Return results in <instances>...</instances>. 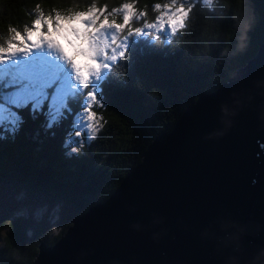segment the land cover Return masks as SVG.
Wrapping results in <instances>:
<instances>
[{
    "label": "trees",
    "instance_id": "obj_1",
    "mask_svg": "<svg viewBox=\"0 0 264 264\" xmlns=\"http://www.w3.org/2000/svg\"><path fill=\"white\" fill-rule=\"evenodd\" d=\"M129 0H0V45L7 28L30 23L37 4L45 12L109 9ZM165 0H138L149 13ZM190 8L186 28L166 47L139 38L99 85L105 126L85 134L79 153L70 140L84 95L67 98L55 112L49 103L8 105L15 124L0 117V264H31L40 243L53 245L71 220L102 202L140 161L148 145L170 131L198 96L216 90L244 66L264 42V0H180ZM0 83L2 94L8 92ZM50 115V116H49ZM53 118V119H52Z\"/></svg>",
    "mask_w": 264,
    "mask_h": 264
},
{
    "label": "water",
    "instance_id": "obj_2",
    "mask_svg": "<svg viewBox=\"0 0 264 264\" xmlns=\"http://www.w3.org/2000/svg\"><path fill=\"white\" fill-rule=\"evenodd\" d=\"M31 264H264V42Z\"/></svg>",
    "mask_w": 264,
    "mask_h": 264
},
{
    "label": "snow or ice",
    "instance_id": "obj_3",
    "mask_svg": "<svg viewBox=\"0 0 264 264\" xmlns=\"http://www.w3.org/2000/svg\"><path fill=\"white\" fill-rule=\"evenodd\" d=\"M137 3L138 0H129L111 9L107 4L98 7L92 3L82 11L64 12L59 8L45 12L37 4L30 13V23H25L22 29L19 26L7 28L10 38L7 47L0 45V61L46 44L63 54L62 57L71 65L74 79L78 80L82 88H87L101 68L119 66L118 62L127 57L129 47L140 42L139 38L151 37L152 42L160 41L166 47L172 43V37L187 26L191 9L185 8L180 0H165L154 4L152 7L156 15L152 19H148V11L136 7ZM104 30H112L111 36L101 40L100 34ZM79 58L85 62H78ZM100 58L105 63L101 64ZM57 85L59 80L48 89V97L59 92ZM87 100L88 103L81 109L83 128L72 133L81 141L86 133L89 140L95 139L106 123L102 112L96 110L103 109L95 92L89 91ZM45 102H49L48 99L38 103L43 105ZM65 107L66 98L61 95L54 97L52 104H49V108L55 109L57 113ZM83 146L81 143L72 151L79 153Z\"/></svg>",
    "mask_w": 264,
    "mask_h": 264
},
{
    "label": "rangeland",
    "instance_id": "obj_4",
    "mask_svg": "<svg viewBox=\"0 0 264 264\" xmlns=\"http://www.w3.org/2000/svg\"><path fill=\"white\" fill-rule=\"evenodd\" d=\"M120 15L122 16L123 13H121ZM111 32L112 30H104L100 34L101 40H103L106 36L110 38ZM42 46H44L45 48L48 47L46 44ZM34 48L35 47H33L32 49ZM45 48H35L33 53H31L33 54L34 60L36 62L33 60L32 55L29 54L32 49L30 51L20 52L23 57V63L15 77L16 80H13V78L10 77L12 84L8 85L10 84L9 82L7 85H5L6 88H9V90L8 92L2 94L3 101L0 102V117H6L11 123L15 124L16 120L18 119V114L9 109L10 105L22 104L26 99L27 101L32 102H39L43 101L44 99H48V103L51 105L52 99L58 95L65 97L67 100V98H71V96L74 94L83 93L84 98L82 107L79 109L74 121V131L80 130L83 128V124L81 123V109H83L88 103L87 93L89 91L95 92L97 101L100 102L99 85L108 69L101 68L98 76L93 77L87 88H82L78 80L74 79L71 65L62 57L63 54L60 53L56 48H52V50L49 48ZM78 62L83 63L85 61L82 58H79ZM100 62L101 64L105 63L103 58H100ZM1 77L2 75L0 74V83ZM19 80L20 82L18 83ZM57 80H59V85H57L59 92H54L53 97H48V89ZM32 97H36V99ZM49 112H51V117H53L56 111L55 109H52ZM70 140L73 144V147H76V145L81 142V140L76 139L73 135L71 136Z\"/></svg>",
    "mask_w": 264,
    "mask_h": 264
}]
</instances>
